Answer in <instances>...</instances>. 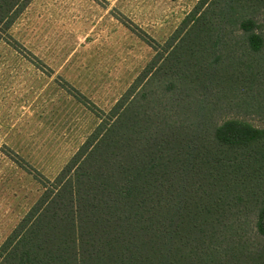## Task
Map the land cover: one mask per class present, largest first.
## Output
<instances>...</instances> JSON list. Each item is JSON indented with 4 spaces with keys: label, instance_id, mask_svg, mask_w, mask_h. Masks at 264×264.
I'll use <instances>...</instances> for the list:
<instances>
[{
    "label": "trees",
    "instance_id": "1",
    "mask_svg": "<svg viewBox=\"0 0 264 264\" xmlns=\"http://www.w3.org/2000/svg\"><path fill=\"white\" fill-rule=\"evenodd\" d=\"M29 1L0 0V33ZM150 39L58 173L35 170L0 264H264V125L246 117L264 115V0H197Z\"/></svg>",
    "mask_w": 264,
    "mask_h": 264
},
{
    "label": "rangeland",
    "instance_id": "2",
    "mask_svg": "<svg viewBox=\"0 0 264 264\" xmlns=\"http://www.w3.org/2000/svg\"><path fill=\"white\" fill-rule=\"evenodd\" d=\"M196 2L30 0L1 30L0 243L42 191L35 170L53 178L99 122L90 102L107 111L154 54L150 38L163 43Z\"/></svg>",
    "mask_w": 264,
    "mask_h": 264
},
{
    "label": "crops",
    "instance_id": "3",
    "mask_svg": "<svg viewBox=\"0 0 264 264\" xmlns=\"http://www.w3.org/2000/svg\"><path fill=\"white\" fill-rule=\"evenodd\" d=\"M121 94H122V93H121ZM121 94H120V95H121ZM116 100H117V99H116ZM101 109H102V108H101ZM103 110H104V109H103Z\"/></svg>",
    "mask_w": 264,
    "mask_h": 264
}]
</instances>
